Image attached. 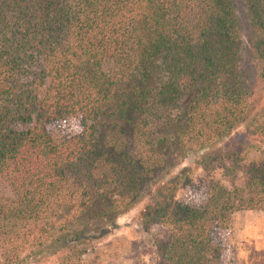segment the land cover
<instances>
[{
  "label": "trees",
  "instance_id": "16d2710c",
  "mask_svg": "<svg viewBox=\"0 0 264 264\" xmlns=\"http://www.w3.org/2000/svg\"><path fill=\"white\" fill-rule=\"evenodd\" d=\"M0 182L3 264H82L146 200L161 264H224L264 211V0H0Z\"/></svg>",
  "mask_w": 264,
  "mask_h": 264
},
{
  "label": "rangeland",
  "instance_id": "374dc122",
  "mask_svg": "<svg viewBox=\"0 0 264 264\" xmlns=\"http://www.w3.org/2000/svg\"><path fill=\"white\" fill-rule=\"evenodd\" d=\"M243 22V15H240ZM245 27V25H243ZM77 129L75 121L61 122L49 127L55 137H64ZM239 130L237 132H242ZM237 134V133H236ZM239 138L228 140L230 146L236 145ZM191 165V162L188 161ZM194 168L192 184L184 187L180 196L200 201L204 184H210L215 170L220 167L208 166ZM213 175V176H212ZM243 177L236 181L241 183ZM203 185V186H204ZM3 185L0 182V194ZM148 204L143 201L118 220V228L98 241L92 242L82 258V264H161L154 246L157 240L169 236V230L158 225H144L141 211ZM226 260L224 264H264V211L246 209L237 211L230 219L226 238ZM0 264H3L0 260ZM39 264H59V257H53Z\"/></svg>",
  "mask_w": 264,
  "mask_h": 264
}]
</instances>
